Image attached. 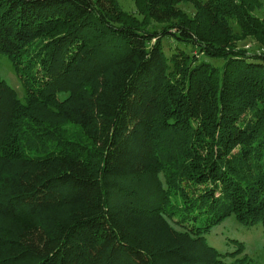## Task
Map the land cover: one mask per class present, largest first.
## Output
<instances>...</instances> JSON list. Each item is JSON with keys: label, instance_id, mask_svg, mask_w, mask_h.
Returning <instances> with one entry per match:
<instances>
[{"label": "trees", "instance_id": "obj_1", "mask_svg": "<svg viewBox=\"0 0 264 264\" xmlns=\"http://www.w3.org/2000/svg\"><path fill=\"white\" fill-rule=\"evenodd\" d=\"M134 1L0 0V264H250L208 236L264 230L261 1Z\"/></svg>", "mask_w": 264, "mask_h": 264}, {"label": "rangeland", "instance_id": "obj_2", "mask_svg": "<svg viewBox=\"0 0 264 264\" xmlns=\"http://www.w3.org/2000/svg\"><path fill=\"white\" fill-rule=\"evenodd\" d=\"M261 1V7L254 12L259 20L264 22V0ZM122 9L142 19L138 12L137 4L134 0H119ZM180 8L189 16L195 14V8L190 4H182ZM153 27H160L155 22ZM165 52L169 54V41L164 42ZM238 48L245 50L249 54H257L264 51V46L255 37H249L238 42ZM215 66H222V61L210 60ZM0 78L9 86L16 90L20 99H24L25 92L22 88L18 75L16 74L10 59L0 53ZM75 130V128H73ZM237 240L244 246V252L249 258L250 264H264V230L261 224L253 227H245L235 221L234 218L228 219L221 226L215 228L208 236L209 243L221 252H234L236 247L230 241ZM241 256V255H240ZM230 259V258H229Z\"/></svg>", "mask_w": 264, "mask_h": 264}]
</instances>
